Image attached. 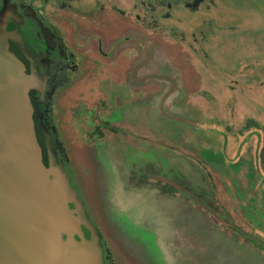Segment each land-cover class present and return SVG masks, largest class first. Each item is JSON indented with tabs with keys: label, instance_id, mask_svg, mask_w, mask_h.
I'll return each instance as SVG.
<instances>
[{
	"label": "rangeland",
	"instance_id": "374dc122",
	"mask_svg": "<svg viewBox=\"0 0 264 264\" xmlns=\"http://www.w3.org/2000/svg\"><path fill=\"white\" fill-rule=\"evenodd\" d=\"M206 15L207 57L173 41L178 81L113 111L129 134L94 136L84 104L67 126L115 264H264L246 238L264 240V0H217Z\"/></svg>",
	"mask_w": 264,
	"mask_h": 264
},
{
	"label": "flooded vegetation",
	"instance_id": "af4514ba",
	"mask_svg": "<svg viewBox=\"0 0 264 264\" xmlns=\"http://www.w3.org/2000/svg\"><path fill=\"white\" fill-rule=\"evenodd\" d=\"M216 6L217 0H0L10 45L35 81L30 97L43 162L51 171L56 163L85 205L67 126L84 114V104L94 106L88 111L97 123L94 136L129 134L127 119L113 111L123 102L160 96L159 79L178 81L165 57H174L173 41L207 57L206 14ZM68 207L78 213L73 201ZM69 235L63 230L64 239ZM105 244L106 264L116 263Z\"/></svg>",
	"mask_w": 264,
	"mask_h": 264
},
{
	"label": "water",
	"instance_id": "95a60500",
	"mask_svg": "<svg viewBox=\"0 0 264 264\" xmlns=\"http://www.w3.org/2000/svg\"><path fill=\"white\" fill-rule=\"evenodd\" d=\"M34 86L0 19V264H106L105 238L77 189L56 163L51 171L43 162ZM63 230L71 233L66 239ZM246 235L264 247L262 238Z\"/></svg>",
	"mask_w": 264,
	"mask_h": 264
},
{
	"label": "trees",
	"instance_id": "16d2710c",
	"mask_svg": "<svg viewBox=\"0 0 264 264\" xmlns=\"http://www.w3.org/2000/svg\"><path fill=\"white\" fill-rule=\"evenodd\" d=\"M246 238H248L247 236H246ZM249 239V238H248ZM249 240H251V239H249ZM252 242H254V243H256L255 241H253V240H251ZM257 245H259V246H261V247H263L262 245H260V244H258V243H256ZM264 248V247H263Z\"/></svg>",
	"mask_w": 264,
	"mask_h": 264
}]
</instances>
